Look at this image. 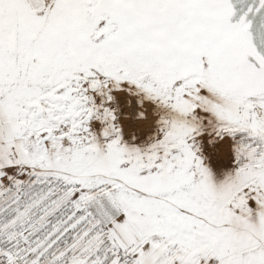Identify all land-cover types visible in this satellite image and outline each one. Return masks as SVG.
I'll return each instance as SVG.
<instances>
[{"label": "snow or ice", "instance_id": "6c2138e0", "mask_svg": "<svg viewBox=\"0 0 264 264\" xmlns=\"http://www.w3.org/2000/svg\"><path fill=\"white\" fill-rule=\"evenodd\" d=\"M0 264H264V0H0Z\"/></svg>", "mask_w": 264, "mask_h": 264}]
</instances>
